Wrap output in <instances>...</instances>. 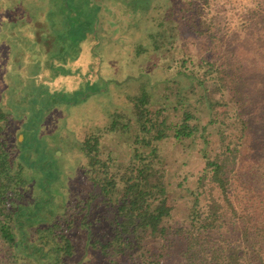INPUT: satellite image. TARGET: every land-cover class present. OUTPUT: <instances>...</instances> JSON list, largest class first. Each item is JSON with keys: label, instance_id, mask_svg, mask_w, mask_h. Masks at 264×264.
<instances>
[{"label": "trees", "instance_id": "obj_1", "mask_svg": "<svg viewBox=\"0 0 264 264\" xmlns=\"http://www.w3.org/2000/svg\"><path fill=\"white\" fill-rule=\"evenodd\" d=\"M23 1L31 5L34 18L46 21L42 34L49 39L48 63L53 60L48 67L42 63L43 74L48 72V77H52L49 71L55 63L54 66L66 65L75 73L87 69L91 72L88 76L95 79L104 66L115 68L116 63L127 83L126 94L119 91V95L112 94V101L119 96L125 102L114 103L105 130L131 134L133 149L128 161L101 159L98 142H93L91 136L82 143L92 168L91 183L101 196L98 204L104 206V213H99L104 217L96 218L95 223L89 224L86 213V242L89 244L91 236L94 237L92 242L112 262L129 251L137 253L134 257L137 264H165L169 249L175 247L182 264H264V191L254 193L245 188L235 170L241 157L249 156L253 150L251 145L257 140L254 139L257 132H262L258 141L262 139L264 117L246 113L251 100V92L243 86L246 80L242 74L230 73L228 64L220 62L223 54L233 55L234 51H221L216 45L215 53L198 57L185 48L179 49V24L192 22L190 9L186 3L182 6L183 0H105L106 6H100L99 10L104 22L95 24L96 30L89 26L91 30L84 31L76 50H66L62 28L72 17L73 20L79 17L78 9L86 5V0ZM23 1L0 0L5 6L0 14L11 18L9 10H18L23 16L14 19L28 17L25 15L28 8L24 11L19 7ZM89 5L87 0L86 6ZM254 8H246L242 24L253 20L257 12ZM257 8L264 10V0H260ZM115 16L124 18L112 22L110 18ZM10 18H6L9 28H21L23 20L13 22ZM255 45L264 52V29ZM6 54L0 55L1 81L8 85L0 97V264H46L43 253L51 254L56 264L61 254L73 253L74 207L56 204L61 210L58 215L44 214L43 227L34 225L31 234L26 231L25 220L32 215L25 205L31 203L25 196L29 192L28 180L23 177L20 156L23 138L16 135L20 131L14 127L8 102L3 99L15 81L8 68L12 66L11 57ZM131 71L136 73L130 74ZM19 72L23 74V70ZM75 76L66 75L67 79L61 81L74 86ZM60 78L55 77L56 84ZM153 84L163 90L155 105H151L152 94L148 91L156 86ZM227 95L229 99L224 98ZM199 115L206 119L201 128ZM208 127H213L214 133ZM211 135H216L214 143ZM194 136L203 139L200 151L204 165L195 179V188L186 191L190 196L188 210L180 217L168 203L170 182L165 169L158 165L161 152L157 144L167 139L186 141ZM240 190L244 191L241 199ZM98 224L104 229L96 235L100 230L95 229Z\"/></svg>", "mask_w": 264, "mask_h": 264}, {"label": "rangeland", "instance_id": "obj_2", "mask_svg": "<svg viewBox=\"0 0 264 264\" xmlns=\"http://www.w3.org/2000/svg\"><path fill=\"white\" fill-rule=\"evenodd\" d=\"M93 1L90 0L91 5L87 7L86 0L84 2L86 5H83L81 10L78 9L79 17H76V20L72 17L68 24L66 22L65 28H62L65 32L62 39L66 40V50L69 48L76 50L78 42L84 38V31L91 30L89 26L93 28L95 24L104 22L105 17H101L99 10L106 6L105 0ZM259 2L260 0H183L182 6L186 3V7L190 9L188 14L192 17V22L187 24V21H183L179 24L181 37L178 40L179 49L185 48L198 57L215 53L218 49L216 45H219L221 51L223 49L234 51L233 55L223 54L220 62L228 64L227 70L230 73L243 75V79L246 80L244 89L251 92L250 105L246 113L252 112L253 117H264V52L258 51L255 45L257 36L264 29V10L257 8ZM2 5L0 3V10L5 8ZM12 6L17 7L14 2ZM19 7L24 11L28 8L25 11L28 17L14 19L15 16H23L18 10H9L11 18L0 14V55L8 51L6 55L9 59L11 57L12 63L8 68L14 73L12 89L8 92L9 95L4 94L3 99L8 102L14 127L20 131L16 135H19V139L23 138L20 156L23 177L28 180L29 190V192L26 190L25 196L32 205H25L32 215L25 220L28 227L26 231L31 234L35 226L43 227L46 219L43 215L56 216L61 210L55 205L66 204L68 207H74L72 213L75 215V227L74 238L71 241L74 248L72 255L61 254L59 258L57 257L56 264H137V259L134 258L137 253L129 251L117 256L114 262L110 261V256L106 257L102 249L92 242L94 237L91 236L88 244L84 234L86 213L89 224L95 223L96 218L104 217L99 214L104 213V206L98 204L101 196L91 183L93 179L89 177L92 168L90 169L82 149L84 139L91 136L93 142H98L99 157L101 159L111 157L116 163H126L133 149V138L130 133L114 134L105 130L111 119L112 107L125 102L124 98L119 96L112 101L113 93L115 95L119 91L126 94L127 83L123 80L124 74L115 63L117 66L115 68L104 66L95 80L88 76L91 72L87 69L81 68L75 73L68 70L66 65L54 66L53 63L49 71L53 76L49 78L48 72L43 74L42 66L44 63L48 67L53 60L50 59L48 63L46 41L49 39H46L48 35L42 34L46 21L34 18L36 14L30 11L31 5L28 3L23 1ZM247 7H255L257 12L253 20L242 24L241 16ZM6 18L13 22L23 20L21 28L16 26L9 28V21ZM119 18L121 20L124 17L115 16L110 19L116 22ZM54 19L51 17V20ZM62 21L65 24V20ZM114 31L115 28L112 32ZM39 38L41 42L34 41ZM16 49L19 50L18 53ZM16 54L20 55V58L18 56L15 60ZM1 57L0 60H3ZM20 70H23V74L19 72ZM73 74H76L74 86L61 81L67 79L66 75ZM55 77H61L59 84H56ZM1 80L0 73V97L2 90L8 89L5 80ZM148 91L152 94L151 105H155L158 98H162L163 90L160 85H156ZM225 97L229 99V95ZM198 121L200 128L206 124V119L201 115ZM208 130L214 133L213 127H208ZM261 133L257 132L256 137L254 136L257 140L252 141L253 150L250 155L242 156L235 165L236 173L242 179L241 183L254 193L264 191V132L261 140L258 141L257 138ZM211 137L214 143L216 135ZM157 146L161 152V162L158 165L165 169L167 180L170 182L168 203L174 207V212L178 216L183 217L187 214L190 198L186 191L195 188V179L204 165L200 151L203 139L200 136L179 142L167 139L159 142ZM178 183H182L181 188L178 187ZM240 191L241 199L244 191ZM95 229H100L96 231L97 235L104 228L98 224ZM178 252L175 247L170 248L166 259L164 258L165 264H182ZM43 257L46 264L55 262L51 254L43 253Z\"/></svg>", "mask_w": 264, "mask_h": 264}]
</instances>
